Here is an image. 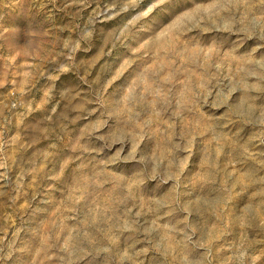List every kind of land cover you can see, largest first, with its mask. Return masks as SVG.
<instances>
[{
    "label": "rangeland",
    "instance_id": "rangeland-1",
    "mask_svg": "<svg viewBox=\"0 0 264 264\" xmlns=\"http://www.w3.org/2000/svg\"><path fill=\"white\" fill-rule=\"evenodd\" d=\"M0 264H264V0H0Z\"/></svg>",
    "mask_w": 264,
    "mask_h": 264
}]
</instances>
